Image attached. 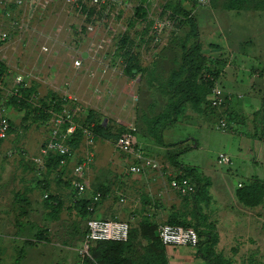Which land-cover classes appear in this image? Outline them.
<instances>
[{
  "label": "rangeland",
  "instance_id": "374dc122",
  "mask_svg": "<svg viewBox=\"0 0 264 264\" xmlns=\"http://www.w3.org/2000/svg\"><path fill=\"white\" fill-rule=\"evenodd\" d=\"M119 1H108L107 16L106 8L97 12L90 32L66 0H0V61L8 67L0 109L10 122L5 137L0 130V264H16L21 251L19 264H80L92 219L129 223L123 254L134 264H172L170 252L175 264H264V203L248 208L236 197L239 183L264 182V0H240L237 9L231 0ZM191 16L201 44L199 101L185 103L175 123L156 127L183 48L196 41L188 40ZM127 49L137 54L135 76L126 70ZM21 83L37 88L33 106L52 94L67 99L63 109L82 131L58 171L46 166L58 155L48 121H24L25 110L10 100ZM89 112L122 138L95 135ZM143 158L156 166L132 173ZM179 165L196 168L204 196L197 186L192 195L172 189L173 180L187 177ZM99 190L104 196L92 202ZM49 195L61 199L56 216L46 207ZM89 199L85 214L75 208ZM173 215L202 236L197 247H167L164 260L140 222L147 217L159 229ZM101 250L95 244L88 253L92 264H101Z\"/></svg>",
  "mask_w": 264,
  "mask_h": 264
},
{
  "label": "trees",
  "instance_id": "16d2710c",
  "mask_svg": "<svg viewBox=\"0 0 264 264\" xmlns=\"http://www.w3.org/2000/svg\"><path fill=\"white\" fill-rule=\"evenodd\" d=\"M240 0H231V8L237 9L238 2ZM139 12V11H138ZM94 14V10L91 9L90 16L87 19L91 20L92 15ZM188 23L190 25V37L195 38V43L191 47H184L181 64L178 69L174 70L171 74L168 86L171 89L169 102L167 104V109L163 113H161L156 120L154 121V125L156 127L164 124H172L175 123L178 117L181 114V110L185 103L190 101H195L198 103V90L201 89V86L198 84V76L201 71L200 65L196 62L195 56L199 54L201 50V44L199 41V31L196 20L194 17L188 18ZM126 70L132 74V76L136 75V72H140V68L137 63V54L133 53L131 49L126 50ZM8 71V67L0 61V83L4 80L6 72ZM34 96H38V91L35 86L25 87L22 83L17 91H15L14 95L11 96V102L18 106L21 109L25 110L24 121H29L31 123V119L33 116V121H42L47 122L52 118V113H59L63 110V105L67 99L57 98L55 95H48L42 99L40 105H32L31 101ZM88 122L93 124L92 131L95 135L100 136L103 139L107 140H115L119 141L121 137V132H113L108 127L104 126L99 121H96V115L93 112H89L88 114ZM10 124V122H9ZM82 131L79 129L74 134L73 138L70 139L67 143L68 146L72 149L76 147L77 141L79 140ZM61 156L57 155H49L46 160V166L49 171H58L62 166L60 164ZM177 164V163H176ZM178 165V164H177ZM179 168L185 173L188 178L195 187L201 189V196H204L203 187L206 185H201L202 180L200 176L197 174L196 168H186L182 165H179ZM182 179V178H179ZM101 193V199L104 196V191L99 190ZM236 197L240 203L248 208H254L262 205L264 203V182L260 179L251 180L248 183H239L236 191ZM100 199V200H101ZM25 201V199L19 197L17 195L16 202ZM91 199L89 200H80L76 207L77 210L81 213L86 212L85 207L90 204ZM46 207L50 209V213L53 216L59 214L61 210V199L55 195H49L46 200ZM171 225H181L183 227H192L189 223L184 221H180L178 216L173 215L168 220V223ZM193 228V227H192ZM87 230V229H86ZM140 233L142 237L148 241L150 244V248L160 255L161 259H166L167 257V247L163 245L162 241L158 235V226L153 223L149 218L144 217V219L140 222ZM202 236L201 233H199ZM198 235V237H199ZM131 237V226L129 239L126 242H112V241H102L91 244L89 248L90 250L95 244H99L102 248L101 250V264H134L131 259L126 257L123 254V248L128 246V242ZM210 236L206 235V239H209ZM210 240V239H209ZM132 242V241H131ZM200 243V238H199ZM198 243V244H199ZM198 246V245H197ZM196 246V247H197ZM24 257L23 252L19 253L17 257L16 264H19L22 258ZM80 264H92L90 260V256L86 255L81 257ZM218 264H222L220 261Z\"/></svg>",
  "mask_w": 264,
  "mask_h": 264
},
{
  "label": "built area",
  "instance_id": "2783aa9c",
  "mask_svg": "<svg viewBox=\"0 0 264 264\" xmlns=\"http://www.w3.org/2000/svg\"><path fill=\"white\" fill-rule=\"evenodd\" d=\"M26 0H17L18 4H22ZM109 0H66L76 11L82 14L87 20L90 16L91 9L95 7L98 8L97 11L91 17L89 21V26L87 29L92 32L96 23L95 17H97V12L101 8H106V13L104 16H107L111 12V5L108 3ZM115 3H118L120 7L122 2L119 0H112ZM195 3L199 6L206 5L210 0H194ZM89 3V6L87 4ZM113 3V5H115ZM160 30H162V24L158 23ZM7 35L3 34V38H6ZM82 66V61L77 59L74 62V67L80 69ZM20 80V78H19ZM223 92L221 88L216 85L214 87V95L217 97L218 101L216 105H222L224 102ZM52 129L53 139L56 140L55 146L58 151V155L62 157L60 160L61 166L66 165L67 160L70 155V148L68 146V141L75 134L76 126L74 123V114L63 109L59 113H52V118L48 121ZM67 126L66 130H63V127ZM223 127H226V123L223 122ZM10 128L8 117L6 116L5 110L0 109V130L1 136L5 137ZM220 162L227 164L230 163L229 158L221 154ZM90 159L87 160V162ZM142 164H137L133 166L130 171L134 174L142 173L143 171L154 168L155 162L150 158H143ZM86 163L84 164V167ZM171 187L174 190H177L185 195H192L196 192L195 185L188 179H175L171 182ZM81 190H85L84 186H80ZM101 193L97 192L93 197L92 202H98L101 199ZM130 225L126 221L121 220H102V219H92L87 223V230L84 239V247L81 251L82 257L88 255L89 248L91 244L102 241H112V242H126L129 239ZM158 235L163 245L166 247H196L199 243V237L196 230L192 227H183L181 225H171L163 224L158 229Z\"/></svg>",
  "mask_w": 264,
  "mask_h": 264
},
{
  "label": "crops",
  "instance_id": "0c3cea01",
  "mask_svg": "<svg viewBox=\"0 0 264 264\" xmlns=\"http://www.w3.org/2000/svg\"><path fill=\"white\" fill-rule=\"evenodd\" d=\"M22 4H23V3H22ZM167 253H168V255H169V249H168V248H167ZM171 253H172V252H170L169 259H171L172 264H175V263L173 262V256L171 255Z\"/></svg>",
  "mask_w": 264,
  "mask_h": 264
}]
</instances>
